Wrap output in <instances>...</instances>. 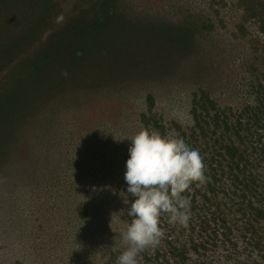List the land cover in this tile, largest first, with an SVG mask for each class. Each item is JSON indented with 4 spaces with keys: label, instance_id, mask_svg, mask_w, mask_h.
Masks as SVG:
<instances>
[{
    "label": "trees",
    "instance_id": "obj_1",
    "mask_svg": "<svg viewBox=\"0 0 264 264\" xmlns=\"http://www.w3.org/2000/svg\"><path fill=\"white\" fill-rule=\"evenodd\" d=\"M233 1L240 12L234 33L246 37L245 24L253 21L264 38V0ZM215 2L219 7L227 1ZM77 5L76 12L60 17L52 0H0V164L12 160L22 129L35 121L34 157H42L36 170L48 186L67 191L68 184L60 181L67 170L63 152L71 154L67 133L60 129L67 116L82 115L105 96L145 98L149 108L139 118L141 129L182 139L198 150L207 180L184 193L190 201L187 224L169 223L162 216L158 246L139 252L137 264H209L219 246L232 245L231 237L243 238L252 253L264 256V64L259 57L250 50L244 58L240 71L248 73L246 100L227 111L207 91L221 75L217 58L228 62L213 50L212 21L200 25L191 15L169 21L132 0H79ZM44 23L47 36L34 39ZM174 81L194 84L188 133H172L150 113L155 101L147 90ZM55 151L61 158L52 160ZM127 158L126 151L124 166ZM225 201L229 212L222 207ZM229 213L246 220L232 227ZM125 248L103 264H116Z\"/></svg>",
    "mask_w": 264,
    "mask_h": 264
},
{
    "label": "rangeland",
    "instance_id": "obj_2",
    "mask_svg": "<svg viewBox=\"0 0 264 264\" xmlns=\"http://www.w3.org/2000/svg\"><path fill=\"white\" fill-rule=\"evenodd\" d=\"M52 1L60 17L78 10L79 0ZM132 1L173 22L187 15L200 25H208V19L212 21L216 26L209 34L216 43L213 50L217 54L219 51L221 57L225 54L228 62L217 58L221 75L215 86L209 84L207 91L221 109L236 111L242 106L248 73L244 75L240 68L250 50L264 64V38L253 21L245 24L246 37L234 33L233 25L240 22V12L233 0H226L219 7L215 0ZM48 32L44 23L34 39H45ZM251 45L256 48L251 49ZM168 84L147 90L155 101L150 113L159 117L172 133L177 129L188 133L192 126L193 83ZM144 99L135 95L105 96L82 115L67 116L60 129L67 133L70 157L63 152V159L57 151L51 155L52 160L60 157L65 164L67 170L60 181L68 184L67 191L61 186H48L50 183H45L47 179L41 170L38 174L36 169L42 157H34L33 148L39 128L35 121L24 126L12 160L0 164V264H103L111 253L125 245L121 235L130 217L128 202L120 193L126 188L123 155L131 138L141 130L140 116L148 113ZM222 205L229 212L228 201ZM229 220L230 226H241L246 217L229 213ZM241 233L245 235L244 229ZM241 241L244 239L236 241L231 237L235 247L219 246L208 263L264 264V256L252 253L251 246Z\"/></svg>",
    "mask_w": 264,
    "mask_h": 264
},
{
    "label": "clouds",
    "instance_id": "obj_3",
    "mask_svg": "<svg viewBox=\"0 0 264 264\" xmlns=\"http://www.w3.org/2000/svg\"><path fill=\"white\" fill-rule=\"evenodd\" d=\"M127 149L122 193L128 202L130 217L121 240L126 248L116 264H137V255L146 248H156L161 239L160 218L169 223L187 224L190 201L184 195L190 185H203L207 177L198 150L182 139L162 137L156 131L141 129L131 138Z\"/></svg>",
    "mask_w": 264,
    "mask_h": 264
}]
</instances>
